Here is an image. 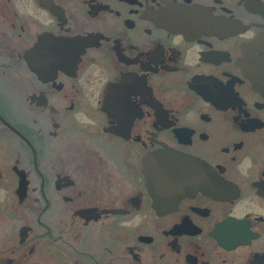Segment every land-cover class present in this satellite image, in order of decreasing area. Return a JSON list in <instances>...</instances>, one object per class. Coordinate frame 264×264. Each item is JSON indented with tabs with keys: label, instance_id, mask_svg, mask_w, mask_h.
<instances>
[{
	"label": "flooded vegetation",
	"instance_id": "flooded-vegetation-1",
	"mask_svg": "<svg viewBox=\"0 0 264 264\" xmlns=\"http://www.w3.org/2000/svg\"><path fill=\"white\" fill-rule=\"evenodd\" d=\"M0 264H264V0H0Z\"/></svg>",
	"mask_w": 264,
	"mask_h": 264
},
{
	"label": "water",
	"instance_id": "water-1",
	"mask_svg": "<svg viewBox=\"0 0 264 264\" xmlns=\"http://www.w3.org/2000/svg\"><path fill=\"white\" fill-rule=\"evenodd\" d=\"M155 185L171 187L170 200L178 199L187 191L188 183L181 180L180 171L186 157L174 151H159L153 154Z\"/></svg>",
	"mask_w": 264,
	"mask_h": 264
}]
</instances>
